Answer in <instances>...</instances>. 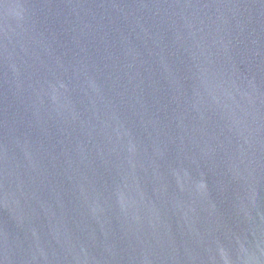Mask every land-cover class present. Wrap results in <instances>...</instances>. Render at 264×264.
I'll return each instance as SVG.
<instances>
[{
  "label": "water",
  "instance_id": "95a60500",
  "mask_svg": "<svg viewBox=\"0 0 264 264\" xmlns=\"http://www.w3.org/2000/svg\"><path fill=\"white\" fill-rule=\"evenodd\" d=\"M0 264H264V0H0Z\"/></svg>",
  "mask_w": 264,
  "mask_h": 264
}]
</instances>
